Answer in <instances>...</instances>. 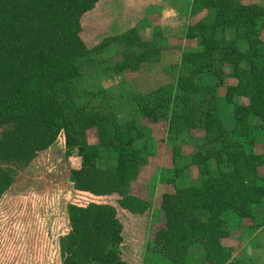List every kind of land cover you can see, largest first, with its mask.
<instances>
[{"label":"trees","instance_id":"obj_1","mask_svg":"<svg viewBox=\"0 0 264 264\" xmlns=\"http://www.w3.org/2000/svg\"><path fill=\"white\" fill-rule=\"evenodd\" d=\"M97 1L0 0V127H9L0 138V198L14 181L1 164L27 166L63 134L65 156L75 153L80 159L70 171L74 191L117 196L118 207L131 214L148 209L134 189L145 148L136 144L145 137V125L117 121L104 102L78 103L77 81L81 63H91L111 45L120 48L109 68L116 75L158 61L161 48L143 40L134 27L86 45L80 20ZM201 13L211 18L187 26V39L199 48L181 53L175 83L129 94L140 118L167 123L168 138L203 133L192 157L199 180L161 197L160 224L145 247L150 264H246L232 258L221 242L229 237L225 216L250 218L264 204V175L259 174L264 151L245 150L264 132V41L257 35L264 8L241 0H191L189 16ZM226 66L235 85L224 84ZM221 87L231 110L229 127L219 105ZM236 97L248 103L238 104ZM90 129L96 131L95 143L87 141ZM66 210L61 264H129L118 250L123 227L115 206L89 202L68 204ZM195 245L202 246V257L189 254Z\"/></svg>","mask_w":264,"mask_h":264},{"label":"rangeland","instance_id":"obj_2","mask_svg":"<svg viewBox=\"0 0 264 264\" xmlns=\"http://www.w3.org/2000/svg\"><path fill=\"white\" fill-rule=\"evenodd\" d=\"M264 8V0H241ZM191 0H98L95 7L80 20L82 41L92 46L103 38L118 34L130 27L139 31L143 40L158 42L161 55L158 61L146 63L139 70L114 74L109 68L118 59L120 48L111 45L103 54L93 56L92 62L81 63V75L77 81L80 97L78 103L108 104L119 122L134 119L146 127L144 139L136 144L143 148V164L134 184L135 192L148 202L143 214H131L117 205V196L93 197L78 193L71 187L70 171L77 168L80 159L74 153L65 156L64 137L39 153L27 166L1 164L14 174L11 187L0 198V264H61L59 239L67 233V205H85L89 202L115 206L121 223L123 241L118 247L120 257L129 264L146 262L145 247L152 232L160 224L159 204L166 193L195 184L199 180L192 157L203 143V133L191 136L182 133L177 139L167 137V123H151L140 118L129 94L147 93L163 85L175 83L176 69L183 51L199 48L196 40L186 37L189 24L211 18L209 13L189 16ZM264 41V25L257 29ZM231 38L230 32H225ZM242 47V46H241ZM225 85H235L231 68L224 67ZM225 88L218 90L219 105L224 123L230 126L231 110L223 102ZM93 95L96 97L93 98ZM238 104H247L245 98L236 97ZM9 127H0V138ZM87 141L95 143L94 129L86 132ZM247 152L261 154L264 151V132ZM212 172L214 161L210 162ZM264 175V169L259 170ZM229 237L221 242L234 259L246 264H264V204L259 203L252 217L225 216ZM191 256H203V248H190Z\"/></svg>","mask_w":264,"mask_h":264},{"label":"crops","instance_id":"obj_3","mask_svg":"<svg viewBox=\"0 0 264 264\" xmlns=\"http://www.w3.org/2000/svg\"><path fill=\"white\" fill-rule=\"evenodd\" d=\"M130 28H132V27H130Z\"/></svg>","mask_w":264,"mask_h":264}]
</instances>
